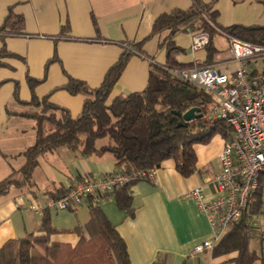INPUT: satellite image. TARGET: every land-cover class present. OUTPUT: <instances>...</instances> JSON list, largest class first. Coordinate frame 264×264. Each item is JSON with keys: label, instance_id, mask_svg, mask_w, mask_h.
Returning <instances> with one entry per match:
<instances>
[{"label": "crops", "instance_id": "crops-1", "mask_svg": "<svg viewBox=\"0 0 264 264\" xmlns=\"http://www.w3.org/2000/svg\"><path fill=\"white\" fill-rule=\"evenodd\" d=\"M213 2L216 25L238 24L264 27V0H200ZM192 0H0V27L11 11L21 16L20 30L0 37V181L11 174L21 177L22 152L33 143L34 119L23 116L38 108L27 102L32 96L46 97L51 103L77 116L85 95L71 94L63 86L68 78L98 87L108 68L116 62L124 43L143 40L141 53L131 55L109 92L106 104L119 95L141 91L147 84L151 64L165 63V50L159 43L165 32L152 34L157 16L172 9H187ZM185 26L173 35L182 50L177 60L189 65L206 62L205 47L192 50ZM1 34V33H0ZM213 45L217 52L209 63L221 70L232 65L227 50ZM226 40V39H225ZM39 80L30 88L27 78ZM224 138L215 134L206 144H195V169L182 176L172 159L161 162L149 179L130 185L132 214L121 209L114 194H103L97 204L123 238L130 264H150L163 258L164 264H233L236 251L221 254L211 250L193 252L196 242L210 236V226L196 200L187 196L200 188L206 200L218 195L212 178L219 172ZM117 170L113 157L81 155L80 150L59 147L38 157L31 173V185L10 186L0 195V247L7 240L22 239L36 231L43 212L52 227L49 241L74 246L89 219L87 201L74 210L48 206L58 189L67 188L85 177H101ZM34 207V208H33ZM249 242L257 258L251 264H264V243L252 229ZM254 239V240H253ZM253 240V241H252ZM253 242V244L251 243Z\"/></svg>", "mask_w": 264, "mask_h": 264}, {"label": "trees", "instance_id": "trees-1", "mask_svg": "<svg viewBox=\"0 0 264 264\" xmlns=\"http://www.w3.org/2000/svg\"><path fill=\"white\" fill-rule=\"evenodd\" d=\"M216 16L213 2L200 0H192L187 9L175 8L157 16L151 35L165 32L159 43L165 50V63L151 64L147 84L141 91L116 96L109 104L106 100L110 90L131 55L141 53L143 40L124 43L123 51L98 87L90 88L81 80L68 78L63 87L71 94L85 95L81 111L75 117L46 97L38 100L32 96L23 102L15 94L18 102L38 108L22 114L34 119L35 135L33 143L22 152L25 160L19 168L21 179L15 181L8 177L1 180L0 195L10 186L31 185V173L38 157L59 147L79 149L81 155L108 153L117 170L133 175L130 181L114 186L108 192L114 194L117 205L130 215V185L137 180L149 179L138 172L148 174L164 160L172 159L182 176L190 175L195 169L194 145L208 143L215 134L227 138L230 128L210 117L211 98L206 92L172 74L171 69L184 66L177 60L182 50L174 43L173 35L185 26L206 31L209 35L205 46L206 63L212 61L217 52L213 45V37L219 34L216 28L250 42L264 43V27L238 24L219 27ZM22 26V17L9 11L0 27V37L20 30ZM4 54L5 50L1 48L0 56ZM27 80L31 89L39 81L30 77ZM190 107L199 108L201 116L185 123L181 114ZM57 191L58 195L51 196L54 200L65 193L63 189ZM255 196L254 203L213 247L215 254L236 251L233 264H251L257 258L256 252L249 247L253 233L248 223L250 214L260 210V191ZM87 207L89 219L83 230H76L79 238L74 246L49 241L50 234L57 230L51 226L48 214L43 212L36 229L39 234L29 233L22 239L7 240L2 244L0 264H130L126 244L115 225L92 198L87 199ZM150 264H164V259L158 258Z\"/></svg>", "mask_w": 264, "mask_h": 264}, {"label": "built area", "instance_id": "built-area-1", "mask_svg": "<svg viewBox=\"0 0 264 264\" xmlns=\"http://www.w3.org/2000/svg\"><path fill=\"white\" fill-rule=\"evenodd\" d=\"M216 29L227 41L231 66L221 70L219 63L226 61L206 63L195 59L189 65L171 69L176 77L206 92L211 98L210 117L230 128L219 155L220 170L211 180L218 195L206 200L200 188L186 194L196 200L211 230L207 239L193 245V252L211 250L254 203L259 191L260 210L250 214L248 223L257 239L264 243V43L250 42ZM186 30L192 50L207 45L206 31L190 27ZM153 171L138 174L145 178L152 176ZM132 177L121 172L85 177L69 186L58 199L51 198L47 205L74 210L88 198L96 201Z\"/></svg>", "mask_w": 264, "mask_h": 264}, {"label": "water", "instance_id": "water-1", "mask_svg": "<svg viewBox=\"0 0 264 264\" xmlns=\"http://www.w3.org/2000/svg\"><path fill=\"white\" fill-rule=\"evenodd\" d=\"M178 113V112H177ZM182 120L186 123L194 118L200 117L201 114L199 113V108L197 107H190L187 110H185L182 114ZM185 123H180L181 124H185Z\"/></svg>", "mask_w": 264, "mask_h": 264}, {"label": "rangeland", "instance_id": "rangeland-1", "mask_svg": "<svg viewBox=\"0 0 264 264\" xmlns=\"http://www.w3.org/2000/svg\"><path fill=\"white\" fill-rule=\"evenodd\" d=\"M215 40H216V46L217 47H219L220 48V50L222 49V50H227V41L222 37V36H220V35H217L216 36V38H215ZM9 178L11 179V180H15V181H17V180H20L21 179V177H19L18 175H15V174H11V176H9ZM24 186H30V185H24ZM21 187H23V186H21ZM254 240V239H253ZM252 240V241H253ZM252 244H253V242H251Z\"/></svg>", "mask_w": 264, "mask_h": 264}]
</instances>
